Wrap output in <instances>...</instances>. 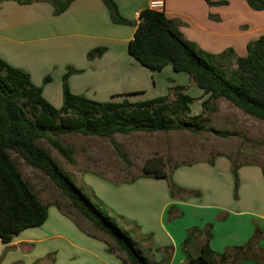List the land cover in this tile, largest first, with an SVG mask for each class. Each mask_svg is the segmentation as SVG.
<instances>
[{"label": "crops", "instance_id": "0c3cea01", "mask_svg": "<svg viewBox=\"0 0 264 264\" xmlns=\"http://www.w3.org/2000/svg\"><path fill=\"white\" fill-rule=\"evenodd\" d=\"M114 1L123 18L137 22L139 12L149 8L152 0ZM162 1L160 10L182 38L193 43L200 55L214 54L212 62L222 67H235L234 58L217 54L231 49L234 56H244L249 42L264 37V9H254L246 0ZM134 29V25L113 22L102 0H72L57 14L51 0H0V57L27 71L53 106L62 104L67 65L81 70L68 77L70 91L93 100L105 102L112 95L138 92L142 93L138 98L136 94L126 97L139 101L169 95L170 87L178 84L201 104L207 95L187 73L174 72L170 65L159 70L144 67L128 53ZM98 46L106 47L102 55L88 58L87 52ZM163 71L165 79L156 76ZM47 75L50 81L44 83ZM156 77L167 87L148 96L156 87ZM198 113L200 106L193 114ZM176 165L167 170L172 181L198 194L171 196L165 178L141 174L126 180L96 172L87 177L97 182L96 197L107 206L104 213L136 223L118 220L153 264H184L181 245L193 226L204 229L211 224L209 244L218 253L227 246L245 244L256 227L264 233L263 165L238 163L237 198L232 159L226 154ZM203 240V235L196 237L192 255ZM257 244L264 250V237ZM108 248L107 241L84 233L50 205L43 224L22 230L10 242L0 241V264H122L121 254ZM240 264L261 263L245 259Z\"/></svg>", "mask_w": 264, "mask_h": 264}, {"label": "trees", "instance_id": "16d2710c", "mask_svg": "<svg viewBox=\"0 0 264 264\" xmlns=\"http://www.w3.org/2000/svg\"><path fill=\"white\" fill-rule=\"evenodd\" d=\"M71 1L51 0L54 13L63 11ZM102 2L113 22L135 26L127 50L140 65L154 70L170 65L174 72L187 73L195 86L202 89L207 95L201 102L202 112L187 116L189 104L194 98L183 93L185 87L178 84L170 87L172 99L169 95H162L131 101L126 97L130 93H122L101 102L83 94H74L69 89L68 77L81 70L69 65L62 75V104L55 107L44 97L42 86L35 85L27 71L0 57V241L10 242L22 230L43 224L48 206L54 205L81 231L107 241L110 251L121 254L122 264H153L117 224L118 220L134 226H137L136 223L121 215L103 213L101 207L106 209L107 206L97 197L95 203L92 202L38 140L45 138L66 161L72 163L73 147L61 140L62 134L81 133L112 138L115 133L133 131L205 130L208 117L204 112L215 111L217 107L213 102L218 98L264 121V37L249 42L244 56H234L231 49L217 54L219 58L227 55L234 58L235 67H222L212 62L214 54L200 55L193 43L183 39L173 21L162 10L144 8L135 22L118 13L114 0ZM246 2L254 9H264V0ZM105 49V46L95 47L87 52V57L101 56ZM43 81H50V76H45ZM115 97L121 99L115 100ZM12 152L29 166L43 172L68 200L73 211L66 210L59 203L43 202L24 179ZM119 154L123 157L121 152ZM164 165L165 161L161 159H147L141 167V176L165 178L171 196L198 194L197 191L178 187L170 177L173 167L167 171ZM237 168L238 163L232 160L235 198ZM262 171L264 173V165ZM210 228L211 224L207 223L204 229L193 226L187 230L181 245L184 264H240L245 259L264 264V250L257 244L264 233L259 228H255L245 244L227 246L219 253L210 247ZM198 235H203L204 240L196 255H192L190 247Z\"/></svg>", "mask_w": 264, "mask_h": 264}, {"label": "rangeland", "instance_id": "374dc122", "mask_svg": "<svg viewBox=\"0 0 264 264\" xmlns=\"http://www.w3.org/2000/svg\"><path fill=\"white\" fill-rule=\"evenodd\" d=\"M165 74L163 71L156 76L165 79ZM157 77L156 87L147 92L148 96L160 94L167 87L165 81H159ZM133 94L137 98L142 95L131 92L130 96ZM169 98H173L171 91ZM213 104L217 109L204 112L208 117L207 128L200 131L190 128L133 131L128 134L115 133L112 138L81 133L62 134L61 140L73 147L72 163L66 161L45 138L39 139L38 143L50 152L64 173L94 203L97 182L87 178L90 172L126 180L141 174L142 164L151 158L165 161L166 170L177 163L208 159L218 154H226L238 163L264 165V121L245 114L223 98L216 99ZM190 105L187 116L197 115L193 113L199 112V106L202 112V106L196 100ZM11 154L24 179L43 202L59 203L66 210L73 211L68 200L43 172L26 164L14 152ZM103 209L101 207L104 213ZM117 224L120 227L119 221Z\"/></svg>", "mask_w": 264, "mask_h": 264}, {"label": "built area", "instance_id": "2783aa9c", "mask_svg": "<svg viewBox=\"0 0 264 264\" xmlns=\"http://www.w3.org/2000/svg\"><path fill=\"white\" fill-rule=\"evenodd\" d=\"M162 7H163V1L162 0H152L150 2V8L160 10Z\"/></svg>", "mask_w": 264, "mask_h": 264}]
</instances>
